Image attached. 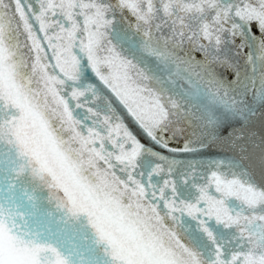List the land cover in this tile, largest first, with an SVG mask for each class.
I'll use <instances>...</instances> for the list:
<instances>
[{"label": "snow or ice", "instance_id": "obj_1", "mask_svg": "<svg viewBox=\"0 0 264 264\" xmlns=\"http://www.w3.org/2000/svg\"><path fill=\"white\" fill-rule=\"evenodd\" d=\"M257 118L264 0H0V264H264Z\"/></svg>", "mask_w": 264, "mask_h": 264}, {"label": "water", "instance_id": "obj_2", "mask_svg": "<svg viewBox=\"0 0 264 264\" xmlns=\"http://www.w3.org/2000/svg\"><path fill=\"white\" fill-rule=\"evenodd\" d=\"M177 87L188 88L189 86L185 82H183V81H178L177 82ZM90 95L91 94H89V96ZM100 103H102L101 100H96V104H100ZM88 106L89 107H94V105H92V104H88ZM114 106H116L117 107V110L119 112H121L122 115L124 116L125 123L129 127V130L132 131L133 134L136 135L137 138L140 139V141L142 143L149 144V141L144 136L142 130L138 127V125L135 124V122L133 121V119L129 115H127L126 109H123V106L122 105H119L118 102H115V105ZM77 111L82 113L84 111V109H78ZM234 127L240 128L241 125H240V123H235L234 124ZM253 130L256 131L258 135L261 132H264V128H262L261 122H260V119L259 118L256 119V122L253 125ZM224 135L226 136L227 133L225 132ZM172 146L173 147H179L180 145L177 144V143H174ZM157 150L164 151V150H161V149H157ZM164 154L165 155H170L166 151H164ZM176 155H177V158H179V159H187V158H190V155L191 154H183V153H180V154H176ZM203 155H204V157L206 159H223V158H230V157H232L234 155H238V153L237 152H234L230 148V146H228L226 144H221V145L212 146ZM245 163L246 164H249L250 163L251 166H252V169H253L254 173L257 175V177H259L260 170H261L259 149H257L255 151V153L252 155V159L250 161L249 160H245ZM154 179H159V178H154ZM40 195L41 196H44V195H46V192L45 193H41ZM51 207L52 206L49 205V204H47L46 201H42L41 208H40L41 214H43L44 211L51 209ZM191 223L194 224L195 222L192 221Z\"/></svg>", "mask_w": 264, "mask_h": 264}]
</instances>
